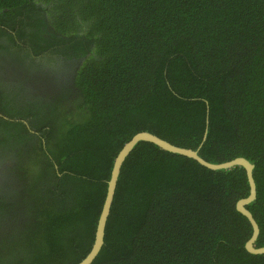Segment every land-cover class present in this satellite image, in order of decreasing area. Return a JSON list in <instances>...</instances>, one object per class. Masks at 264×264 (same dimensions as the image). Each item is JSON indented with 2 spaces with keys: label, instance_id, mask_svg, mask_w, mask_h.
<instances>
[{
  "label": "trees",
  "instance_id": "1",
  "mask_svg": "<svg viewBox=\"0 0 264 264\" xmlns=\"http://www.w3.org/2000/svg\"><path fill=\"white\" fill-rule=\"evenodd\" d=\"M140 131L250 161L264 246V0H0V264L82 260ZM248 192L240 165L140 141L91 264H264Z\"/></svg>",
  "mask_w": 264,
  "mask_h": 264
},
{
  "label": "water",
  "instance_id": "2",
  "mask_svg": "<svg viewBox=\"0 0 264 264\" xmlns=\"http://www.w3.org/2000/svg\"><path fill=\"white\" fill-rule=\"evenodd\" d=\"M206 130L203 136V140L206 137ZM140 141H146L152 144L157 145L163 150H166L168 152L177 153L180 155H184L186 157H189L191 159L196 160L201 165L210 168V169H222V168H229L235 165H240L245 169L247 181L249 184V192L246 197H243L239 199L236 202V208L237 210L243 214L249 221L252 232L248 240L245 242V248L248 252L253 254H264V246H255V241L257 239V236L259 234V226L253 217L252 213L247 209V204L253 201L256 197V184L253 177V167L254 165L248 161L244 157H235L231 160L221 162V163H211L203 159L198 154V149H192L187 147L178 146L175 144H172L171 142L157 136L156 134H153L148 131H140L134 134L130 140H128L118 154L115 156L113 165L110 172V177L107 182V189L105 198L101 207V211L97 220L96 230H95V236L93 240V244L89 250V252L86 254V256L80 260L76 264H91L92 261L95 259V257L98 255L103 243H104V234H105V227L107 218L110 212L112 200L115 193V188L118 180V176L120 173L121 166L126 158V156L129 154V152L132 150V148Z\"/></svg>",
  "mask_w": 264,
  "mask_h": 264
},
{
  "label": "flooded vegetation",
  "instance_id": "3",
  "mask_svg": "<svg viewBox=\"0 0 264 264\" xmlns=\"http://www.w3.org/2000/svg\"><path fill=\"white\" fill-rule=\"evenodd\" d=\"M2 169H3V167L2 168H0V171H2ZM3 172H0V180L2 179L1 178V174H2Z\"/></svg>",
  "mask_w": 264,
  "mask_h": 264
}]
</instances>
